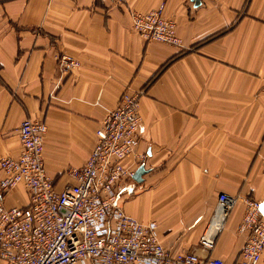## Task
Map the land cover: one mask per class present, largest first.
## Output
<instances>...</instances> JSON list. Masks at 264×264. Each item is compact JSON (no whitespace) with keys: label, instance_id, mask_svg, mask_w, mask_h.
Here are the masks:
<instances>
[{"label":"crops","instance_id":"1","mask_svg":"<svg viewBox=\"0 0 264 264\" xmlns=\"http://www.w3.org/2000/svg\"><path fill=\"white\" fill-rule=\"evenodd\" d=\"M162 3L182 47L132 29V11ZM63 53L80 67L61 74ZM125 90L143 92L136 151L147 157L124 160L146 173L127 183L119 204L157 222L173 255L238 264L243 198L264 201V0H0V160L20 155L22 120L43 121L46 167L63 189L66 170L86 163ZM221 193L239 200L206 252L199 241ZM5 203L26 206V188Z\"/></svg>","mask_w":264,"mask_h":264},{"label":"built area","instance_id":"2","mask_svg":"<svg viewBox=\"0 0 264 264\" xmlns=\"http://www.w3.org/2000/svg\"><path fill=\"white\" fill-rule=\"evenodd\" d=\"M165 4L148 12L132 11V29L147 40L182 47L174 20L165 17ZM61 74L81 63L65 53L57 56ZM142 91L125 90L96 130V142L83 166L66 170L71 183L58 190L45 163L43 121L28 117L18 128L21 153L0 160V264H226L222 258L197 251L173 255L158 237V224L142 223L119 204L136 170L124 160L137 155L142 117ZM141 163V164H142ZM140 167V166H139ZM23 185L26 206H7L6 195ZM239 196L221 193L217 208L199 241L212 250ZM245 214L238 232L246 239L238 264H260L264 253V214L255 198H243Z\"/></svg>","mask_w":264,"mask_h":264},{"label":"water","instance_id":"3","mask_svg":"<svg viewBox=\"0 0 264 264\" xmlns=\"http://www.w3.org/2000/svg\"><path fill=\"white\" fill-rule=\"evenodd\" d=\"M196 2V4H200V1L201 0H193ZM146 173V170H145V166L144 165H141L137 170H136V173H135V180L136 181H142V177L143 175ZM261 210H262V213L264 214V201L261 203Z\"/></svg>","mask_w":264,"mask_h":264}]
</instances>
